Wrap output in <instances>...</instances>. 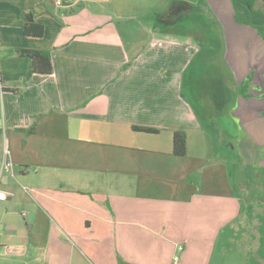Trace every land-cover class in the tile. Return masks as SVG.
I'll return each mask as SVG.
<instances>
[{
    "label": "crops",
    "instance_id": "crops-1",
    "mask_svg": "<svg viewBox=\"0 0 264 264\" xmlns=\"http://www.w3.org/2000/svg\"><path fill=\"white\" fill-rule=\"evenodd\" d=\"M152 1L0 0V261L214 264L243 208L231 168L264 118V39L246 29L242 60L226 47L203 78L191 67L201 49L165 29L168 17L179 29L187 4L148 25ZM28 22L44 36H26ZM22 49L49 51L53 72L33 73ZM222 116L238 141L219 136ZM176 131L185 156L174 154Z\"/></svg>",
    "mask_w": 264,
    "mask_h": 264
},
{
    "label": "rangeland",
    "instance_id": "rangeland-1",
    "mask_svg": "<svg viewBox=\"0 0 264 264\" xmlns=\"http://www.w3.org/2000/svg\"><path fill=\"white\" fill-rule=\"evenodd\" d=\"M161 1L160 4H157V0H153V5L148 4V9L141 15L147 14L143 19L144 23L157 25L160 23L158 16L165 12L168 13L174 6L173 4L179 2L187 4V9L185 10L184 5L181 8V16H178L179 20L176 24L179 29L172 30V26L169 25L173 24V20L169 17L164 18L165 29L172 34L177 33L179 40L186 42L192 40L191 43L196 44V47L201 49V58H196L191 67H196V70L199 69L203 78H210V73L214 71L212 65L219 64L220 67V60L224 57L226 47L236 48V53L240 57L239 60H242L243 48L245 49L244 46L247 41L253 38V34L249 35L250 32L245 31L251 26L237 23L232 0ZM188 5L197 8L190 12ZM194 31L199 35H190ZM251 51L250 48L248 51L250 57L252 56ZM196 70L195 74L197 75ZM216 73H220V71H216ZM218 118L220 119L219 126L222 127V133L219 132V136L224 140H228L232 136L238 141L240 138L239 128L235 127L229 119L230 117H216L215 120ZM253 118L256 117H250V119ZM257 120L258 122L253 124L251 122L249 125L255 131L252 135L256 140L255 142L251 139L247 143L246 151H249V158L247 156L242 157L240 154L239 160L241 162L231 168L235 192L242 202V212L233 225L227 228L221 236L217 245L214 264H251L253 257L264 264V260L257 255L261 236L264 233V227L261 231L259 229L264 226V122H261L264 118ZM211 126L212 121L210 122V129ZM235 155L234 152V158L238 160ZM0 259L2 258L0 257ZM8 259L12 258L6 257L2 260L4 263L0 261V264H6L5 261Z\"/></svg>",
    "mask_w": 264,
    "mask_h": 264
},
{
    "label": "trees",
    "instance_id": "trees-1",
    "mask_svg": "<svg viewBox=\"0 0 264 264\" xmlns=\"http://www.w3.org/2000/svg\"><path fill=\"white\" fill-rule=\"evenodd\" d=\"M260 0H232L235 19L237 23L251 26L257 30L259 35L264 39V7H257ZM25 35L29 37L41 38L45 34L43 24L28 22L25 25ZM22 57H27L32 61V70L35 74L49 75L53 72L52 55L49 51L25 50L20 51ZM249 82L243 85V89L247 88ZM135 131L156 134L159 132L156 128L134 126ZM33 129L30 130L33 131ZM174 154L177 156H185L187 151V135L185 132L176 131L173 138ZM264 218V217H263ZM264 226H261L260 231ZM258 257L264 260V233L261 236ZM251 264H263L260 260L253 257Z\"/></svg>",
    "mask_w": 264,
    "mask_h": 264
},
{
    "label": "built area",
    "instance_id": "built-area-1",
    "mask_svg": "<svg viewBox=\"0 0 264 264\" xmlns=\"http://www.w3.org/2000/svg\"><path fill=\"white\" fill-rule=\"evenodd\" d=\"M68 2L69 0H56V5L58 7H62ZM13 168H14V162L11 158L10 152L8 150H5V158H4V162L2 165V171L10 172L13 175ZM7 197H8V194L5 191L0 190V202L6 200ZM173 261L175 264L178 263L179 261L178 256L174 257Z\"/></svg>",
    "mask_w": 264,
    "mask_h": 264
}]
</instances>
